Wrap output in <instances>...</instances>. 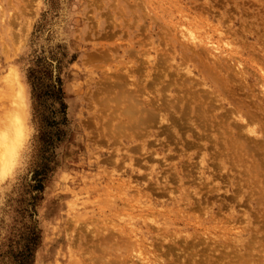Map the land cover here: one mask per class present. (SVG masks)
<instances>
[{
    "label": "rangeland",
    "instance_id": "374dc122",
    "mask_svg": "<svg viewBox=\"0 0 264 264\" xmlns=\"http://www.w3.org/2000/svg\"><path fill=\"white\" fill-rule=\"evenodd\" d=\"M204 66L227 76L223 102L196 86ZM172 78L201 105L214 104L222 130L233 120L240 135L254 127V135H241L239 160L210 161L204 139L189 138L188 149L185 132L165 116L131 141L114 135L122 120L105 105L108 94L133 95L141 84L146 101L161 88L171 98ZM19 90L27 147L22 166L16 158L0 176V264H264V150L255 147L264 144V0H0V120ZM236 108L243 117L228 116Z\"/></svg>",
    "mask_w": 264,
    "mask_h": 264
},
{
    "label": "bare ground",
    "instance_id": "6f19581e",
    "mask_svg": "<svg viewBox=\"0 0 264 264\" xmlns=\"http://www.w3.org/2000/svg\"><path fill=\"white\" fill-rule=\"evenodd\" d=\"M187 31V30H186ZM189 33V30L187 31V35H191L192 34V32H191V34H188ZM184 34H186V32H184L182 35H184ZM185 36V35H184ZM186 37H188V36H185V38L182 36V38H184V39H186ZM192 37H194L193 36V34H192ZM191 38V37H190ZM195 39V38H194ZM194 39H191V40H194ZM206 40V39H205ZM207 41H208V39H207ZM207 43H209V41L207 42ZM174 46V45H173ZM183 46V45H182ZM212 46V45H211ZM214 46V45H213ZM207 47H208V44H207ZM210 47V46H209ZM191 48V47H190ZM172 49H173V47H172ZM212 50H213V48H212ZM214 50H215V48H214ZM181 51H182V49H181ZM191 51V50H190ZM198 51V50H197ZM215 52V51H214ZM172 53H173V51H172ZM184 53V52H183ZM191 53H192V51H191ZM194 53V52H193ZM175 54V53H174ZM174 54H172V56L174 55ZM204 54V53H203ZM88 55V54H87ZM135 55V54H134ZM190 56H192V55H190ZM189 56V57H190ZM169 57V56H168ZM181 57V56H180ZM198 57H200V56H198ZM171 58V57H170ZM169 58V59H170ZM204 58V57H203ZM215 58V57H214ZM89 59V58H88ZM109 59V58H108ZM168 59V58H167ZM167 59H166V61H167ZM172 59V58H171ZM184 59H185V57H184ZM174 60V59H173ZM183 60V59H182ZM199 60H201V59H199ZM210 60V59H209ZM87 61H91V60H87ZM187 61V60H186ZM202 61V60H201ZM213 61V60H212ZM86 62V61H85ZM159 62V64H160V61H158ZM168 62V61H167ZM169 62H171V61H169ZM184 62V61H183ZM203 62V61H202ZM215 63H216V65H220L219 67H217V68H221L222 67V61L219 59V58H217L215 61H214ZM166 63V62H165ZM184 63H186V62H184ZM183 63V65L185 66L186 64H184ZM148 64V63H147ZM161 64H162V62H161ZM206 64V63H205ZM141 65V64H140ZM143 65V64H142ZM142 65H141V67H142ZM216 65L214 64V63H212V65H211V69L212 70H216ZM152 66V65H151ZM162 66H164L163 64H162ZM161 66V67H162ZM174 67L176 66V65H173ZM172 66V67H173ZM182 65H180V67H181ZM183 66V67H184ZM140 67V66H139ZM139 68V69H141L142 70V68ZM145 67V66H144ZM154 67H156V66H154ZM173 67V68H174ZM148 68V67H147ZM164 68V67H163ZM166 68V67H165ZM170 68V66H168V68L167 69H169ZM231 68V67H230ZM209 67H207V66H204L202 69H201V73L199 72V75H200V77H201V82L199 81V83L201 84H199V83H196L195 82V84H196V86H201V87H204V86H207L211 91H212V93L211 94H213V98H211L212 96H210V100L212 101V99H213V101L212 102H214L215 100L216 101H218V102H223L224 101V97H222L221 95H222V92H223V90L224 89H226V88H224L223 86L228 82L227 81V76H222L221 78H218V77H215V75L213 74V72H212V70H211ZM157 70V69H156ZM166 70V69H165ZM170 70V69H169ZM174 70V69H173ZM185 70V68L183 69V71ZM232 70V69H231ZM137 71V70H136ZM143 71H144V69L141 71L142 73H143ZM152 71V70H151ZM164 71V70H163ZM162 71V72H163ZM172 71V70H171ZM176 71H177V68H176ZM191 71V70H190ZM138 72H140V70H138ZM150 72V71H149ZM154 72V71H153ZM157 72H158V70H157ZM156 71H155V75H157L156 73H157ZM161 72V73H162ZM166 71H164V73H165ZM185 72V71H184ZM192 72H194V71H192ZM141 73V74H142ZM148 72H146V74H147ZM174 73V72H173ZM173 73L171 72L170 74H172L171 76L172 77H174L175 75H173ZM225 73V72H224ZM9 74H10V71H9ZM138 74V73H137ZM140 74V73H139ZM138 74V75H139ZM146 74H145V72H144V76H141V77H145L146 76ZM165 74H167V73H165ZM175 74V73H174ZM130 75V73L128 74V76ZM147 75H149V74H147ZM154 75V76H155ZM163 74H161V76H162ZM184 75L185 74H183V77H184ZM222 75V74H221ZM133 76V75H132ZM160 76V75H159ZM161 76H160V78H161ZM164 76V75H163ZM168 76V75H167ZM170 75H169V77H171ZM232 76V75H231ZM5 77H7L8 78V74L5 76ZM4 77V78H5ZM10 77H11V80H12V84H15V85H18V84H16L15 83V81H14V79H13V77H12V75L10 74ZM140 77V76H139ZM153 77V76H152ZM156 77V76H155ZM158 77V76H157ZM176 77V76H175ZM182 76H180V78H181V80H182V78H183ZM6 78V79H7ZM130 78H133V77H130ZM154 78V77H153ZM159 78V79H160ZM180 78L179 79H177V80H180ZM192 78V77H191ZM190 78V79H191ZM129 78L126 76V81L128 80ZM143 78H141V79H139V80H142ZM145 79V78H144ZM152 79V78H151ZM190 79H188V81L190 80ZM231 79V78H230ZM3 80V79H2ZM7 80H9V79H7ZM6 80V81H7ZM168 80H170V79H168ZM176 80V78H172L170 81H168L169 82V84L168 85H166V89H167V93L166 94H168V93H171V90L172 89H174L175 90V94L171 97V98H169L168 96H165V93H164V96L162 95L163 94V92H161V91H159V90H161V89H156L155 91H154V97H151V98H153V100H145L144 98V94H145V90H146V86H143V87H141L140 88V85H138V91H137V93L136 92H133V95H130V93H132L131 91H129L128 89V91L126 92V93H129V94H126L125 92H123L124 93V96L122 95H114L113 97H112V95H111V97H110V95L108 94V96H107V100L106 99H104V101H106V106L107 105H112V106H114V108L115 109H113V110H115V112H118V114H116L118 117H120L119 119H121L122 120V122H119L118 124H117V126H119V127H117L116 129V131H118V132H116V134H114V135H117L118 133H121L123 136H128V140L129 141H131V140H133V138L134 137H136V136H138V135H142V133H143V131H144V125L145 124H147L148 122H151V120H154L153 118H155V117H158V122L159 123H162L163 121H165V120H167V122H170V124H171V127L173 128V127H179V128H181L184 132H185V134H186V138H187V140H188V142H189V138L193 141V143H194V140L196 141V140H198V141H200V140H202V139H204V141L206 140V142H210V143H212V151L210 152L209 151V154H210V161H213V160H216L217 162H218V159L219 158H223V160L227 163V162H231V163H234L233 162V159L234 160H239V155L236 153V150H238V149H240L241 147H242V143H241V137H242V139H243V136H241L242 134H245V138H246V135L247 134H249V135H254L255 133H256V130L254 131V129H253V131H250L251 130V128H254V127H251L250 129H248V130H246L245 131V129H247V128H245V127H247V126H241V127H244L243 129H244V132L245 133H242L241 135L238 133V132H234V130H232L230 127L234 124L233 123V121H232V124H231V122H229L228 123V125H227V128H226V130H222L221 128H222V124H224L223 122H222V120L220 119V121H218L217 120V117H216V110L214 109V108H212L213 106H214V104H213V106L211 107V103L209 102V105H210V107L209 106H203V105H201L200 104V102H199V100H197V99H195L194 97H193V95L192 94H189L188 93V91H187V89L185 88L184 89V87H185V83L186 82H184V81H186L187 79L185 78V80L183 81L184 82V84H182V83H180L179 81H177ZM232 80V79H231ZM126 81H125V83H126ZM144 81V80H143ZM154 81H157V79L156 80H154ZM187 81V82H188ZM191 81V80H190ZM189 81V82H190ZM192 81H196V80H193L192 79ZM246 81V80H245ZM141 82V81H140ZM148 82V81H147ZM153 82V81H152ZM160 82V81H159ZM144 83V82H143ZM142 83V84H143ZM150 84H151V82H149ZM191 83V82H190ZM231 83V82H230ZM233 83V82H232ZM5 84V83H4ZM130 84H132V83H130ZM149 84V85H150ZM167 84V83H166ZM194 84V83H193ZM6 85H8L7 83H6ZM125 85H127V84H125ZM155 85L156 84H154V86H153V83H152V85H150L151 87L153 86V87H155ZM190 85H192V83L190 84ZM132 86H133V84H132ZM158 86H159V84H158ZM184 86V87H183ZM188 86V85H187ZM8 87V86H7ZM9 87H10V83H9ZM22 87V86H21ZM125 86L123 85V88H124ZM147 87H149L148 85H147ZM149 88V89H152V88ZM4 88V87H3ZM6 88V87H5ZM20 88V87H19ZM119 88H121V87H119ZM156 88V87H155ZM155 88H153V89H155ZM157 88H159V87H157ZM190 88H191V86H190ZM164 90H165V92H166V89H165V87L163 88ZM228 89V88H227ZM227 89H226V91H227ZM119 90V89H118ZM121 90V89H120ZM126 90V89H125ZM125 90H123V91H125ZM163 90V91H164ZM199 90V89H198ZM207 90V89H206ZM206 90H204L203 92H205ZM231 90V89H230ZM3 91V90H2ZM10 91V90H9ZM107 91V90H106ZM201 91V89L199 90V92ZM104 92H105V89H104ZM153 92V91H152ZM152 92H150V93H152ZM191 92V91H190ZM192 92H194V91H192ZM203 92L201 93V94H203ZM228 92V91H227ZM2 93V92H1ZM11 93V92H10ZM108 93V92H107ZM135 93V94H134ZM206 93H208V91L206 92ZM205 93V94H206ZM4 94V93H3ZM148 94V93H147ZM194 94V93H193ZM197 94V93H196ZM224 94H227V93H223V95ZM6 95V94H5ZM14 95V94H13ZM195 95V94H194ZM208 95H209V93H208ZM2 96V95H1ZM8 96V95H7ZM146 96V95H145ZM196 96V95H195ZM205 96L206 95H204V99H205ZM5 97V96H4ZM140 97V98H139ZM164 97L166 98V97H168L167 99H164ZM197 97V96H196ZM231 97V96H230ZM150 98V97H149ZM149 98H147V99H149ZM159 98H161L160 100H159ZM198 98V97H197ZM203 98V97H202ZM1 99V98H0ZM203 99V100H204ZM1 100H3V97H2V99ZM158 100V101H157ZM206 100V99H205ZM207 100L208 101H210L208 98H207ZM104 101L102 102V103H104ZM3 103H4V101H2ZM204 102H206V101H203V103ZM234 102V101H233ZM215 103V102H214ZM251 103H253V102H251ZM250 103V105H252ZM216 104H218L217 102H216ZM220 104V103H219ZM105 106V107H106ZM217 106H219V105H217ZM217 106H216V108H217ZM220 106H222L221 104H220ZM254 108H255V106H258V105H252ZM252 106H251V108H252ZM244 107H246V105H244ZM259 107V106H258ZM258 107H256V108H258ZM103 108V107H102ZM222 109H224V107H222ZM245 109V108H244ZM260 109V108H259ZM24 105H23V102H22V97H21V92H20V90H19V92L17 93V102L15 103V107L13 108V110H11L10 112H8L7 113V115L5 116V118L3 119V120H0V132H2V131H7V132H9L10 133V135L9 136H7V137H5L4 138V140H3V142H0V176L2 175H5L7 172H9L10 171V169H11V167H12V165H13V163H14V161L16 162V154H17V151H18V149L20 148V146H21V144H22V141H23V136H24ZM218 110H219V108H218ZM221 110V109H220ZM227 111H229V112H227ZM262 111L264 112V110H263V108H262ZM226 112L227 113H229V115L228 116H235V118H241V117H243V115H242V113H243V111H242V109H239V108H236V109H233L232 111H230V109L229 110H226ZM248 112V111H247ZM252 111H250V113H251ZM224 112H222L221 114H223ZM232 114H234V115H232ZM245 114V113H244ZM112 115H113V113H112ZM111 114H110V116H112ZM218 115V114H217ZM224 115V116H223ZM222 116L224 117V120L226 121L227 119H225L226 118V114L224 113ZM226 115V116H225ZM261 115V114H260ZM26 116V115H25ZM114 116V115H113ZM166 117V119L165 118H163V117ZM221 116V117H222ZM251 116H252V118L251 119H253L254 117H253V115L251 114ZM262 116V115H261ZM116 117V116H115ZM230 117H227V118H230ZM232 117V118H233ZM262 117H264V116H262ZM117 118V117H116ZM156 119V118H155ZM162 119H165V120H162ZM231 119V118H230ZM247 119V121H248V117L246 118ZM255 119V118H254ZM258 119V118H257ZM261 119H263V118H261ZM161 120H162V122H161ZM264 120V119H263ZM110 121V120H109ZM250 122H251V120H249ZM111 122V121H110ZM113 122V121H112ZM111 122V124H113ZM157 121H155V122H153V124L155 123V124H157L156 123ZM235 122V121H234ZM164 123H166V122H164ZM227 123V122H226ZM238 123V122H237ZM237 123H235V126H237L238 124ZM240 123V122H239ZM248 123V122H247ZM254 123V121H252V123H251V126H252V124ZM261 123V122H260ZM237 124V125H236ZM249 124V123H248ZM257 121H256V126H257ZM114 125V124H113ZM148 125H150V123L149 124H147V126H146V128H148ZM163 124H160L159 126H162ZM164 125H166V124H164ZM226 125V124H225ZM112 126V125H111ZM110 126V127H111ZM153 126V125H152ZM239 126V125H238ZM237 126V127H238ZM253 126H254V124H253ZM150 127V126H149ZM169 127H170V125H169ZM240 127V126H239ZM241 127H240V129H241ZM249 127V126H248ZM114 127H112V128H109L110 130L111 129H113ZM163 128V127H162ZM166 128V127H165ZM167 128H168V126H167ZM178 128V129H179ZM235 128V127H234ZM170 129V128H169ZM168 129V130H169ZM177 129V130H178ZM225 129V128H224ZM238 129V128H237ZM243 129H241V130H243ZM165 130V129H164ZM168 130L166 129L165 131H167L168 132ZM170 130H172V129H170ZM239 130V129H238ZM261 130V129H260ZM26 132V131H25ZM173 132V131H172ZM179 132V131H178ZM239 132H241L240 130H239ZM243 132V131H242ZM260 132H263L264 133V129H262ZM259 132V133H260ZM110 133V132H109ZM115 133V132H114ZM166 133V132H165ZM111 134V133H110ZM109 134V135H110ZM171 134V133H170ZM169 134V138L171 137V135L172 136H174V134L172 133L171 135ZM181 133L179 132V135H180ZM184 135V134H183ZM25 136H26V134H25ZM118 137H120V135L118 134L117 135ZM116 136V137H117ZM262 136V135H261ZM181 137V136H180ZM249 137V136H248ZM248 137H247V140H249L248 139ZM257 137V136H256ZM168 138V140H170V141H172L171 139H169ZM174 138H176L175 136H174ZM174 138H173V140H174ZM185 138V137H184ZM186 138L185 139H183V137H182V140L184 141V140H186ZM249 138H251V137H249ZM263 138H264V134H263ZM116 140H117V138H116ZM120 140V139H119ZM118 140V141H119ZM246 140V139H245ZM203 141V140H202ZM203 141V142H204ZM249 141H251V143H253L252 142V140H249ZM177 142H178V140H177ZM191 142V141H190ZM188 143L189 144V146L187 147L188 149L190 148V146H193L191 143ZM180 143V142H179ZM183 143V142H182ZM199 143V142H198ZM197 143V145H200V143L198 144ZM220 143H222V144H220ZM238 143H240V144H238ZM250 143V142H249ZM248 143V144H249ZM250 143V144H251ZM261 143V142H260ZM260 143H258L255 147L257 148V151H260V149L263 151L264 150V144H260ZM262 143H263V141H262ZM204 144V143H203ZM211 145V144H210ZM220 145H222V147H219ZM247 146V145H246ZM249 146V145H248ZM194 147H196V145L194 146ZM199 147V146H198ZM202 147H204V145L202 146ZM201 147V148H202ZM219 148H221L220 150H219ZM246 148H248V147H246ZM251 148L252 147H250L248 150H251ZM191 149H193V147L191 148ZM206 150H208L207 149V147L205 148ZM252 150H253V148H252ZM251 150V151H252ZM244 151V150H243ZM251 153V152H250ZM256 153V152H255ZM254 153V154H255ZM263 153H261V155H262ZM185 155V154H184ZM251 155V154H250ZM256 155V154H255ZM199 156V155H198ZM249 156V155H248ZM258 156H260V154L258 155ZM264 156V155H263ZM200 159H202V157L200 156ZM261 160V159H260ZM186 161V160H185ZM201 161V160H200ZM200 161H199V164H201L200 163ZM250 162V161H249ZM222 163V162H221ZM186 164H188V163H186ZM218 165H219V163H217ZM217 164H214V166L215 165H217ZM230 165V164H229ZM246 165V164H245ZM254 165V164H253ZM252 165V166H253ZM260 165L261 166H263L262 165V162H260ZM199 166V165H198ZM211 166H212V168L214 167L213 166V164H211ZM226 166V165H225ZM184 167H186L185 165H184ZM217 167V166H216ZM187 169H188V167H186ZM185 168V169H186ZM190 168V167H189ZM198 168V167H197ZM208 168V167H207ZM212 168L210 169V170H212ZM218 168H219V171L218 172H220V166H218L217 167V170H218ZM228 168V167H227ZM236 168V167H235ZM263 168H264V166H263ZM204 169V168H203ZM213 169H215V168H213ZM259 169H260V167H259ZM216 169L214 170L215 172L217 171ZM232 170H233V168H232ZM231 170V171H232ZM256 170L258 171V167H256ZM185 171V170H184ZM186 171H189V170H186ZM206 171V170H205ZM223 171V170H222ZM221 171V172H222ZM254 171V170H253ZM253 171H251V172H253ZM264 171V170H263ZM217 172V173H218ZM221 172H220V174H221ZM245 172V171H244ZM210 173V172H209ZM217 173H215V176H216V174ZM227 173H228V170H227ZM227 173H226V176H227ZM211 174V173H210ZM213 174V173H212ZM241 174V173H240ZM258 174V173H257ZM222 175V174H221ZM246 175V174H245ZM218 176V175H217ZM216 176V177H217ZM230 175L228 174V176H227V178L229 177ZM251 176V175H250ZM253 176V175H252ZM261 176V175H260ZM5 177V176H4ZM200 177V176H199ZM214 177V176H213ZM215 177V178H216ZM236 177V176H235ZM218 178H220L219 176H218ZM217 178V179H218ZM239 178V177H238ZM237 178V179H238ZM4 179V178H3ZM197 179H198V177H197ZM201 178H199V180H200ZM203 179V178H202ZM202 179L200 180L201 182H202ZM230 179H231V177H230ZM228 180H229V178H228ZM253 180V179H252ZM208 181V180H207ZM248 181V180H247ZM264 181V180H263ZM262 182V181H261ZM209 183H211V182H209ZM228 183V182H227ZM239 183V182H238ZM207 184V183H206ZM205 184V185H206ZM214 184H215V181H214ZM228 184H230V183H228ZM203 185V184H202ZM238 185H240V184H238ZM237 185V186H238ZM255 185V184H254ZM207 186V185H206ZM209 186H210V184H209ZM205 187V186H204ZM259 187V186H258ZM208 188V187H207ZM213 189V188H212ZM227 189V188H226ZM228 190V189H227ZM255 190V189H254ZM217 191V190H216ZM234 191H235V189H234ZM201 192H203V191H201ZM208 192V191H207ZM206 192V194L208 195L209 193H207ZM212 192V191H211ZM213 192H215V190L213 191ZM235 192H237V191H235ZM234 192V193H235ZM252 192H254V191H252ZM198 193V192H197ZM203 193H205V192H203ZM239 193V191L236 193V195ZM254 193H256V192H254ZM200 194V193H199ZM206 194H205V196H206ZM204 195V194H203ZM204 196V197H205ZM240 196V195H239ZM202 197V196H201ZM210 197V196H209ZM240 197H242V196H240ZM250 197V196H249ZM233 198H236V197H232L231 199L233 200ZM238 198V197H237ZM236 198V199H237ZM264 198V197H263ZM203 198H201V200H202ZM211 199V198H210ZM230 199V200H231ZM250 199H251V197H250ZM199 200V199H198ZM205 200V199H204ZM207 200H208V202H207V204L209 203V199L207 198ZM235 200V199H234ZM233 200V201H234ZM238 200V199H237ZM233 201H231V202H233ZM236 201V200H235ZM198 202V201H197ZM197 202H196V206L198 205L197 204ZM229 202V201H228ZM260 202H261V200H260ZM201 203H204V201L203 202H201ZM230 203V202H229ZM233 203H235V202H233ZM238 203V202H237ZM236 203V204H237ZM210 204V203H209ZM258 204V203H257ZM203 205V204H202ZM196 206H194V207H196ZM228 206V205H227ZM245 206H248V205H245ZM244 206V207H245ZM198 207V206H197ZM250 207V206H249ZM231 208V207H230ZM229 208V209H230ZM189 209V208H188ZM192 209V208H191ZM190 209V210H191ZM195 209V208H194ZM198 209V208H197ZM249 209H251V208H249ZM202 210V209H201ZM231 210V209H230ZM192 211V210H191ZM195 211H197V210H195ZM204 211V210H203ZM260 211H261V209H260ZM198 212V211H197ZM199 212H201V211H199ZM252 213V212H251ZM203 214H205V213H203ZM233 214V213H232ZM256 217V216H255ZM264 218V217H263ZM257 219H258V217H257ZM255 220H256V218H255ZM227 221H229L228 220V218H227ZM243 221H245L244 219H243ZM232 222V220L230 221V223ZM256 222V221H255ZM261 222V221H260ZM243 223V222H242ZM259 223V222H258ZM229 224V223H228ZM262 224H264V223H262ZM230 225V224H229ZM232 226H234L233 225V223L231 224V226H230V228L232 227ZM251 228H253V226L251 227ZM261 228V227H260ZM263 229H264V226H263ZM162 230V229H161ZM242 233V232H241ZM243 234V233H242ZM110 236H111V234H109ZM109 235H107L108 237H106L105 239H107V242L109 243L110 241H111V239H113L112 237H113V235L110 237ZM106 236V235H105ZM253 236V235H252ZM264 236V235H263ZM166 237H168V236H166ZM91 238H93V237H91ZM90 238V239H91ZM101 237H99V239H97V240H101L100 239ZM104 238V237H103ZM109 238H111V239H109ZM117 238V237H116ZM171 238H172V236H171ZM175 238V237H174ZM172 239V240H175V239ZM237 238V237H236ZM252 238V237H251ZM89 239V240H90ZM115 239V238H114ZM113 239V240H114ZM118 239V238H117ZM164 241H166L164 238H162ZM232 239V238H231ZM253 239V238H252ZM259 239V238H258ZM96 239L95 240H92V241H94V242H96L97 241ZM112 240V241H113ZM171 240V239H170ZM255 240V239H254ZM263 240V239H262ZM111 241V242H112ZM115 241V240H114ZM230 241V240H229ZM102 242H103V240H102ZM109 243L110 244V246H111V244L112 243ZM173 242H175V241H173ZM233 242V241H232ZM97 243H98V241H97ZM115 243V242H114ZM117 243V242H116ZM249 243V242H248ZM264 243V242H263ZM118 244V243H117ZM184 244V243H183ZM222 244V243H221ZM252 244H254V243H252ZM251 244V245H252ZM104 245V244H103ZM102 244H101V247L103 246ZM113 245V244H112ZM116 245V244H115ZM203 245H204V243H203ZM95 246H97V249H98V245L95 243ZM183 246V245H182ZM222 246V245H221ZM100 247V248H101ZM186 247V249L187 248H189L188 247V245L187 246H185ZM98 249L97 251L99 252V250H101V249ZM103 248V247H102ZM106 248V247H105ZM107 248H109V247H107ZM111 248L113 249L114 248V246H111ZM110 248V249H111ZM184 248V247H183ZM223 248H224V246H223ZM245 248H246V246H245ZM258 249H259V247H257ZM96 249V248H95ZM104 249V248H103ZM123 249V248H122ZM120 250V251H123V250ZM204 250H205V248H203ZM228 249V248H227ZM238 248H236L235 250H237ZM252 249H254L253 247H252ZM261 249V248H260ZM108 250V249H107ZM114 250V249H113ZM118 249L116 248V251H117ZM209 249H207V251H208ZM96 251V250H95ZM115 251V252H116ZM207 251H206V253H207ZM238 251L239 250H237V253H238ZM249 251H251L252 252V250L250 249ZM263 251V250H262ZM101 252V251H100ZM104 252V251H103ZM108 252V251H107ZM186 252V250L184 251V253ZM209 252V251H208ZM215 252H216V250H215ZM102 253V252H101ZM111 253L113 254V252H112V250H111ZM117 253V252H116ZM191 253V252H190ZM189 253V254H190ZM214 253V252H213ZM244 254L246 255V253L244 252ZM261 254H262V252H261ZM108 254L106 253V256H105V258L107 257V258H109L108 256H107ZM118 255V254H117ZM116 255V256H117ZM183 255V254H182ZM187 256H188V254H186ZM219 255H221V254H219ZM223 255V254H222ZM102 256V255H101ZM191 256H192V254H191ZM193 256H195V255H193ZM201 256V255H200ZM214 256V255H213ZM225 256V255H224ZM238 256V255H237ZM246 256H248V254L246 255ZM256 256V255H255ZM254 256V257H255ZM205 257V256H204ZM218 257V256H217ZM239 257V256H238ZM249 257V256H248ZM258 257V256H257ZM98 258V257H97ZM193 258V257H192ZM192 258L190 259L191 261H192ZM208 258V257H207ZM220 258H222V257H220ZM226 258V257H225ZM259 258V257H258ZM205 259H206V257L204 258V261H205ZM209 259V258H208ZM207 259V260H208ZM241 259V258H240ZM246 259L247 260H249L247 257H246ZM201 261V263H206L207 261H205V262H203V260H202V257H201V259H200ZM229 260V259H228ZM189 261V260H188ZM190 261V262H191ZM196 261V260H195ZM209 261H210V259H209ZM254 261V260H253ZM217 263V261H214V263L212 262L211 264H216ZM220 262V261H219ZM221 262H222V260H221ZM220 262V263H221ZM236 262H239V260L238 261H236ZM258 262V261H257ZM181 263V262H180ZM185 263V262H184ZM189 263V262H188ZM199 263V262H198ZM224 263H226L225 261L223 262V264ZM253 264H254V262H253Z\"/></svg>",
    "mask_w": 264,
    "mask_h": 264
},
{
    "label": "clouds",
    "instance_id": "9594fccd",
    "mask_svg": "<svg viewBox=\"0 0 264 264\" xmlns=\"http://www.w3.org/2000/svg\"><path fill=\"white\" fill-rule=\"evenodd\" d=\"M9 135L10 133L7 131L0 132V142H3L4 138ZM26 147H27L26 145H22L17 151V154H16L17 167H20L23 164L24 155L26 153Z\"/></svg>",
    "mask_w": 264,
    "mask_h": 264
}]
</instances>
